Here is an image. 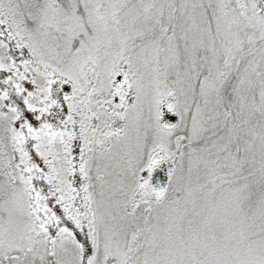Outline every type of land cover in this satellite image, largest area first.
I'll list each match as a JSON object with an SVG mask.
<instances>
[{
	"label": "snow or ice",
	"instance_id": "obj_1",
	"mask_svg": "<svg viewBox=\"0 0 264 264\" xmlns=\"http://www.w3.org/2000/svg\"><path fill=\"white\" fill-rule=\"evenodd\" d=\"M0 264H264V0H0Z\"/></svg>",
	"mask_w": 264,
	"mask_h": 264
}]
</instances>
